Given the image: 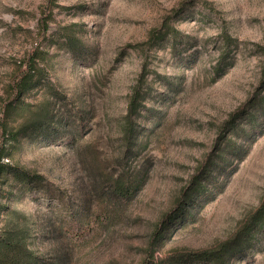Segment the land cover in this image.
Masks as SVG:
<instances>
[{
	"label": "rangeland",
	"instance_id": "obj_1",
	"mask_svg": "<svg viewBox=\"0 0 264 264\" xmlns=\"http://www.w3.org/2000/svg\"><path fill=\"white\" fill-rule=\"evenodd\" d=\"M0 163L40 264H264V0H0Z\"/></svg>",
	"mask_w": 264,
	"mask_h": 264
},
{
	"label": "trees",
	"instance_id": "obj_2",
	"mask_svg": "<svg viewBox=\"0 0 264 264\" xmlns=\"http://www.w3.org/2000/svg\"><path fill=\"white\" fill-rule=\"evenodd\" d=\"M152 36L154 35L152 34ZM153 40L154 37L153 38L151 37V45L154 44ZM146 67L147 65H143L141 70V76L146 74ZM221 67L222 66L219 65L218 69H220ZM140 99H141L140 89L137 86L133 90V93L131 94L128 103V112H127L128 118L132 117L137 113L140 106ZM129 124L127 127V139L132 140L135 130L133 129V124L132 123ZM8 137H10V139L12 140L17 137V134L11 133L10 135H8ZM7 166L8 165L6 164L0 163V173L4 172ZM19 174L23 178H26L29 183L32 180L39 178L38 176L29 175L28 173H25L23 171H20ZM194 184L195 187H192V190L190 191L192 193L190 194H197L195 198L198 197V194L202 196L203 193H205L204 187L202 186V184L197 182H195ZM139 186H140L139 179L134 180V182H130L125 178H123V176H119L118 178H116L113 183L114 192L116 193V196L120 198L131 197L133 194H135V190L137 191L139 189ZM188 195L189 193L185 192L183 195L184 196L183 199L178 201L177 207L173 211H171L170 214L166 216L165 220L161 222L162 224L159 226V229H157L158 231L154 233L155 240H158L159 238L163 237L164 229L165 227L167 228V226L170 224L169 222L172 223L174 221L181 222L183 217V211H181V209L185 207L184 210H186L187 207V206L182 207V204H185L184 203L185 196L191 198V195L190 196ZM253 221L255 222L252 223L251 226L250 225L248 226L246 232L244 233L245 235H243V239H241V242H244V244H250V242L252 243L256 241L254 239V235L252 234V231L255 226H256L255 228L259 227V229L264 227V208L262 209V211L258 212V214L252 219V222ZM16 226L17 225H15L9 220L5 222L2 231L0 232V264H40L37 256L29 248H27L26 245V238L29 234L28 233L29 228L26 227L25 225H23L22 228H17ZM236 248L237 247H234L233 249H229L227 245H225L218 250H215L213 252H208L202 256L200 255L192 259H196L198 261L203 259L202 261L204 263L212 262L210 264H227L228 260L230 259V255H232V252ZM196 260L190 261L188 259L185 262H188L189 264L190 262ZM178 264H184V263H178Z\"/></svg>",
	"mask_w": 264,
	"mask_h": 264
}]
</instances>
